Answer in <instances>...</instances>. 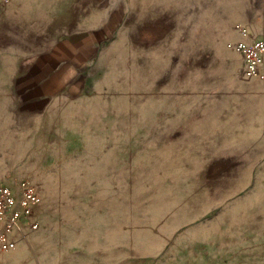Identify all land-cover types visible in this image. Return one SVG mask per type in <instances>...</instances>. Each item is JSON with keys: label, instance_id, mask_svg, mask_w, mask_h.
<instances>
[{"label": "rangeland", "instance_id": "rangeland-1", "mask_svg": "<svg viewBox=\"0 0 264 264\" xmlns=\"http://www.w3.org/2000/svg\"><path fill=\"white\" fill-rule=\"evenodd\" d=\"M264 0H11L0 184L38 231L0 264H264V82L228 45Z\"/></svg>", "mask_w": 264, "mask_h": 264}, {"label": "built area", "instance_id": "built-area-1", "mask_svg": "<svg viewBox=\"0 0 264 264\" xmlns=\"http://www.w3.org/2000/svg\"><path fill=\"white\" fill-rule=\"evenodd\" d=\"M10 2L0 0V8ZM234 29L244 39L228 47L241 54L244 79L264 82V34L255 37L250 28L242 24H236ZM39 204L40 195L29 180L23 179L14 185L0 184V252L16 250L27 235L38 231Z\"/></svg>", "mask_w": 264, "mask_h": 264}]
</instances>
